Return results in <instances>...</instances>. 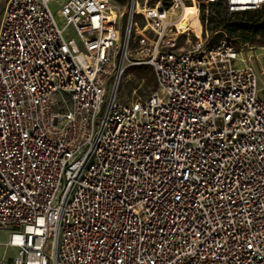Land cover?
Listing matches in <instances>:
<instances>
[{
    "label": "built area",
    "instance_id": "obj_1",
    "mask_svg": "<svg viewBox=\"0 0 264 264\" xmlns=\"http://www.w3.org/2000/svg\"><path fill=\"white\" fill-rule=\"evenodd\" d=\"M53 1L0 21V264H264L260 55L181 25L264 0ZM126 63L155 81L119 102Z\"/></svg>",
    "mask_w": 264,
    "mask_h": 264
},
{
    "label": "rangeland",
    "instance_id": "obj_2",
    "mask_svg": "<svg viewBox=\"0 0 264 264\" xmlns=\"http://www.w3.org/2000/svg\"><path fill=\"white\" fill-rule=\"evenodd\" d=\"M66 0H56L50 3V10L53 15L56 17V21L59 25L64 23V19L59 16L58 8L60 4L65 2ZM7 0H0V21L3 13V9L5 7ZM219 9L215 6H209L207 8L200 9V15L203 14L206 18L210 14H216ZM227 19L230 18V15L226 16ZM199 21L197 14L192 18H189L182 24L184 29H192L196 35L201 34V25H202V39H209L211 42H216L222 38H229L236 47L243 49L244 51H251L249 49L253 48L249 45L248 42L243 41L242 34L239 30H232L230 33L227 32V28L221 29L217 32H213L210 29V24L206 19L204 22ZM192 41L195 40V36L192 34ZM257 49V52L260 55L259 63L253 62L256 68L259 69V66L264 69V60L263 53L264 47H254ZM249 52L243 53L245 56ZM243 66V64H239ZM138 65H129L126 63L123 67H120L119 76L116 79H111L107 82V94L112 91L117 92V100L119 102H127L131 100H135L140 97H144L148 91L153 86V81L149 79V74H152L150 70L140 72L138 70ZM259 88L261 92V96L264 98V77H259ZM7 239V231L5 229H0V262L2 260L7 259L8 257L13 255V250L7 248L5 246V242Z\"/></svg>",
    "mask_w": 264,
    "mask_h": 264
},
{
    "label": "trees",
    "instance_id": "obj_3",
    "mask_svg": "<svg viewBox=\"0 0 264 264\" xmlns=\"http://www.w3.org/2000/svg\"><path fill=\"white\" fill-rule=\"evenodd\" d=\"M210 6H215L219 10L216 14L208 15L207 18L201 14L200 20L204 22L207 19L211 31L217 32L227 28V32L230 33L232 30H239L242 34L243 41L248 42L250 46L264 47V10L229 14L221 3ZM202 8L204 7L202 6ZM227 15H230L229 19H227ZM138 66L140 72L148 70L152 72V74H149V79L152 80L154 84L155 77L152 69L147 65Z\"/></svg>",
    "mask_w": 264,
    "mask_h": 264
},
{
    "label": "bare ground",
    "instance_id": "obj_4",
    "mask_svg": "<svg viewBox=\"0 0 264 264\" xmlns=\"http://www.w3.org/2000/svg\"><path fill=\"white\" fill-rule=\"evenodd\" d=\"M196 14H197V9L196 8H194V7L187 8L186 11H185V18H186V20H188L191 17L193 18ZM184 22H182L181 25L184 24Z\"/></svg>",
    "mask_w": 264,
    "mask_h": 264
}]
</instances>
